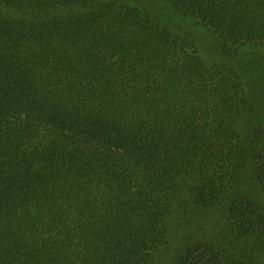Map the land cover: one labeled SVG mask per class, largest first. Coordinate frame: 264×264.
<instances>
[{"label":"trees","instance_id":"1","mask_svg":"<svg viewBox=\"0 0 264 264\" xmlns=\"http://www.w3.org/2000/svg\"><path fill=\"white\" fill-rule=\"evenodd\" d=\"M0 264H264V0H0Z\"/></svg>","mask_w":264,"mask_h":264},{"label":"rangeland","instance_id":"2","mask_svg":"<svg viewBox=\"0 0 264 264\" xmlns=\"http://www.w3.org/2000/svg\"><path fill=\"white\" fill-rule=\"evenodd\" d=\"M191 231H194V229H193V230H189L186 226H185V229H184V227H183L182 230H181V232H180V235L182 234V232L184 233L182 239H184V240H186L187 242H189V241H190V234H191ZM194 232H195V231H194ZM175 246H176V244H174V247H175ZM174 247L171 249V255H174V254L177 253V250H176Z\"/></svg>","mask_w":264,"mask_h":264}]
</instances>
